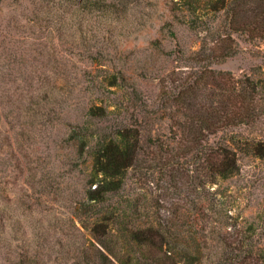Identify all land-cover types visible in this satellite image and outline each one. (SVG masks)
Listing matches in <instances>:
<instances>
[{
    "label": "trees",
    "instance_id": "1",
    "mask_svg": "<svg viewBox=\"0 0 264 264\" xmlns=\"http://www.w3.org/2000/svg\"><path fill=\"white\" fill-rule=\"evenodd\" d=\"M12 2L1 13L0 55L13 72L0 71V120L37 136L65 124L57 136L77 141L89 171L70 216L49 225L43 212L22 217L11 199H0V248L12 243L10 228L26 236L33 225L38 236L0 264H57L44 243L48 226L60 233L69 221L90 243L63 247L55 255L64 264H259L264 250L253 239L211 226L202 190L239 173L241 155L264 158V75L213 67L236 54L240 40H264V0H170L173 63L144 66L157 80L155 96L129 85L109 57L115 38L136 30L119 0ZM66 40L97 60L85 66L99 69L88 87L70 81L78 67ZM47 71L55 76L44 79ZM131 172L157 173L165 201L131 189Z\"/></svg>",
    "mask_w": 264,
    "mask_h": 264
},
{
    "label": "rangeland",
    "instance_id": "2",
    "mask_svg": "<svg viewBox=\"0 0 264 264\" xmlns=\"http://www.w3.org/2000/svg\"><path fill=\"white\" fill-rule=\"evenodd\" d=\"M119 1L134 14L136 30L133 28L130 34L115 38L110 48L112 55L109 57H115V61L125 72L129 85L132 82H139L144 89L155 96L157 80L154 74H148L144 66L146 63L152 64L154 60L161 68L171 66L173 63L167 54L175 40L168 38L166 26L167 22L173 20L171 2L170 0ZM14 4L12 0H0V27L4 24L1 13ZM186 35L189 43L194 41V35L188 33ZM156 40L165 44L166 49L157 46L154 43ZM75 46L67 40L63 46L70 50L71 63L78 67L77 72L71 75L70 81L74 85L88 87L93 74H97L99 69H94L91 73L85 70V66L92 60L97 64V60L88 54L79 53L80 49ZM114 47L117 48L114 50ZM14 48H17V44ZM106 60L100 57L99 62L108 63L109 61ZM4 63L0 55V71L13 72L12 65L8 66ZM213 67L231 70L238 76L256 71L264 75V40L255 42L240 40L239 51L226 60L215 63ZM100 71L102 72L103 69ZM47 75L49 71L43 74V78L49 79L50 75L49 78ZM54 76L51 74V78ZM21 126L18 123L5 124L0 120V199L2 200L3 197L11 199L13 204L20 208L22 217L33 213L34 210L38 213L43 212L49 225L48 218L53 221L55 215L70 216L72 200L83 190L89 167L84 156L78 152L75 139L57 136V131L61 133L66 130L65 124L57 123L53 127V134L38 136L35 133L19 134ZM14 165L17 167L15 168ZM136 173H130L131 189H143L149 197L164 202V192L160 187L162 181H158L157 173L147 175ZM41 189L45 191L39 194ZM202 193L205 194L206 200L210 197L207 211L212 227L216 230L223 228V233H228L229 236L239 235L253 239L254 244L260 245L264 250V158L241 155L239 173L220 184L207 185ZM23 221L27 222L25 219ZM48 227L46 236L49 237L50 243L48 241L44 243L54 254V263L67 262L61 257L56 258L55 255L63 247H68L74 252L76 248L83 247L85 242L90 243L89 235L73 225L72 221H69L65 231L60 233L56 231L58 227L52 225ZM34 231V226H29L28 235L17 237L11 228L8 229L5 235L13 240L11 244L4 243L5 245L0 248V263L4 262L7 256H12L16 249L21 251L33 238H37ZM1 244L3 242H0ZM259 258V264H264V255H260ZM240 264L249 263L242 261Z\"/></svg>",
    "mask_w": 264,
    "mask_h": 264
}]
</instances>
